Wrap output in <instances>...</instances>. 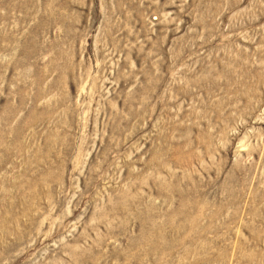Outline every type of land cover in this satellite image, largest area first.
Wrapping results in <instances>:
<instances>
[{
    "label": "rangeland",
    "instance_id": "rangeland-1",
    "mask_svg": "<svg viewBox=\"0 0 264 264\" xmlns=\"http://www.w3.org/2000/svg\"><path fill=\"white\" fill-rule=\"evenodd\" d=\"M0 264H264V0H0Z\"/></svg>",
    "mask_w": 264,
    "mask_h": 264
}]
</instances>
